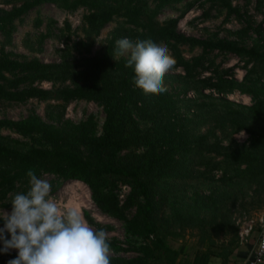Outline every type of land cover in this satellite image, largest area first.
I'll list each match as a JSON object with an SVG mask.
<instances>
[{"label": "trees", "instance_id": "trees-1", "mask_svg": "<svg viewBox=\"0 0 264 264\" xmlns=\"http://www.w3.org/2000/svg\"><path fill=\"white\" fill-rule=\"evenodd\" d=\"M255 1L264 9V0ZM203 2L224 10L227 17L243 19L231 0H24L2 13L0 31L43 4L68 12L84 8L87 45L113 19L120 21L103 55L75 64L68 61L67 52L58 63L18 61L0 55V103L57 102L45 108L51 123L35 114L19 120L0 119V128L27 140L0 135V208L11 211L12 197L27 191L26 173L32 170L38 177H55L52 191L63 183H81L96 209L122 224L127 239L135 241H127L135 256H110V264H178L187 247L173 248L168 240L181 237L184 231L195 232L199 247L188 264L233 262L237 230L222 212L223 203L231 194L243 195L244 187L260 201L264 189V14L255 28L244 20L245 28L239 34H255L249 47L179 33L178 18ZM178 4H184L179 17L157 21L162 9ZM124 37L151 39L169 50L175 65L163 82L175 93L167 89L159 95H145L134 87V73L125 67L126 59H109L113 42ZM181 45L199 48L200 54L185 59ZM212 52L240 60L244 70L241 81L233 78L232 68L215 65L209 57ZM41 82L60 87L52 92L35 85ZM233 92L248 96L250 104L227 101L225 96ZM76 100L102 107L99 134L91 117L78 123L63 118L66 104ZM200 127H205L203 133ZM240 131L247 141L235 146L230 137ZM213 172H219L220 177L214 179ZM198 175L218 183L215 191L187 195V185ZM120 187L127 188L121 200ZM84 218L95 229L110 230L88 216ZM109 242L111 252L122 251L115 241ZM15 256L9 255L11 259Z\"/></svg>", "mask_w": 264, "mask_h": 264}, {"label": "rangeland", "instance_id": "rangeland-1", "mask_svg": "<svg viewBox=\"0 0 264 264\" xmlns=\"http://www.w3.org/2000/svg\"><path fill=\"white\" fill-rule=\"evenodd\" d=\"M24 0H0V17L14 7L19 6ZM231 5L237 8L243 16L241 21L233 17H227L224 10L203 2L196 4L186 11L182 17L180 12L184 9V4L172 5L162 9L156 19L159 23L168 19L178 18L177 31L185 36L203 40L225 39L235 43L238 46L249 47L252 44L255 34L248 31L245 35L239 32L245 28L244 20L249 21L251 26L255 28L261 24L264 9L258 8L255 0H231ZM4 12V13H3ZM3 13V14H2ZM87 13L84 8H78L75 11L68 12L56 5L43 4L33 8L22 16L7 23L3 31H0V55H5L10 59L18 61L36 59L42 63H58L65 56V52L69 54L68 61L75 64L84 58L101 56L106 52V46L111 39V32L116 27L120 19H113L103 29L100 30L97 37L87 45L84 34L83 17ZM262 37L264 38V24L261 25ZM118 40V39H117ZM115 40L113 46L115 49ZM81 44L86 47L81 46ZM164 46V45H163ZM114 49L109 51V59L116 61L119 59H127L126 56L116 57ZM180 52L185 59L200 54L199 48H189L186 45L179 46ZM209 57L214 64L220 69L232 68L233 78L239 82L244 75L242 62L231 54H219L212 52ZM207 74H203L206 76ZM35 85L43 89L55 92L59 88V84L41 82ZM170 93H175L174 88L168 86ZM53 96V94H52ZM225 99L235 105L248 106L250 98L246 95L233 92L225 96ZM54 100L38 101L35 99L27 100L23 103H0V119L19 120L29 115L35 114L45 123L51 121L45 116V108L47 104L54 105ZM190 116V114H188ZM91 117L96 125L95 133L99 134L104 120V112L101 106L84 100H76L66 104L63 118L72 123H78ZM205 127H200L199 132L203 133ZM0 135L9 137L19 141H27L10 130L0 128ZM231 143L235 146L245 144L247 135L240 131L231 135ZM229 142H221V145H227ZM232 145V146H233ZM201 171V169H198ZM219 172H213V178L218 179ZM40 178L47 179L53 188L55 177L51 175H42ZM218 183H211L201 176H196L187 185L186 194L196 192L199 194H209L215 191ZM243 195H230L223 203L222 212L226 213V218L236 227L238 248L247 243L254 244L259 233V221L264 217V189L259 194V200L251 197V190L246 187L242 189ZM119 199L126 195L127 188L120 187L118 190ZM51 195L64 207H72L82 212L83 216H88L93 222L101 226H108L110 230H105L109 241H115L119 244L122 251L113 253L110 256L121 258H132L135 253L129 248L130 244L123 226L120 222L113 220L101 214L89 199V192L84 185L78 182L63 183L57 190L52 191ZM5 212L9 210L2 209ZM133 213V209L126 214L129 217ZM251 229L244 237V230L247 226ZM0 227H3V221H0ZM177 231V230H176ZM168 243L171 247L186 246V253L178 264H188L192 258V254L197 250L198 242L195 238V232L184 231L181 237L169 239ZM2 247V244H0ZM10 254H17L16 250H10L8 253H0V264H7L11 259Z\"/></svg>", "mask_w": 264, "mask_h": 264}, {"label": "clouds", "instance_id": "clouds-1", "mask_svg": "<svg viewBox=\"0 0 264 264\" xmlns=\"http://www.w3.org/2000/svg\"><path fill=\"white\" fill-rule=\"evenodd\" d=\"M114 55L126 56L134 87L145 95L167 91L164 75L175 60L169 50L151 39L115 42ZM28 189L16 193L11 211L0 210V253L16 250L7 264H110V242L104 228L95 229L82 212L62 206L52 195V185L32 170L26 173Z\"/></svg>", "mask_w": 264, "mask_h": 264}, {"label": "built area", "instance_id": "built-area-1", "mask_svg": "<svg viewBox=\"0 0 264 264\" xmlns=\"http://www.w3.org/2000/svg\"><path fill=\"white\" fill-rule=\"evenodd\" d=\"M207 93V92H205ZM187 97H191V94L188 93ZM251 226H247L244 230V237H247ZM259 233L251 251L241 264H264V217H261L259 221Z\"/></svg>", "mask_w": 264, "mask_h": 264}, {"label": "crops", "instance_id": "crops-1", "mask_svg": "<svg viewBox=\"0 0 264 264\" xmlns=\"http://www.w3.org/2000/svg\"><path fill=\"white\" fill-rule=\"evenodd\" d=\"M253 247L252 243H247L242 247H239L235 256H233V262L231 264H241L248 257L251 248Z\"/></svg>", "mask_w": 264, "mask_h": 264}]
</instances>
